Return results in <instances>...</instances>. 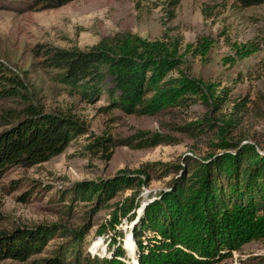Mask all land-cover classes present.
<instances>
[{
	"label": "rangeland",
	"instance_id": "obj_1",
	"mask_svg": "<svg viewBox=\"0 0 264 264\" xmlns=\"http://www.w3.org/2000/svg\"><path fill=\"white\" fill-rule=\"evenodd\" d=\"M28 1L0 0V69L19 79L24 92L23 98L0 95V134L13 123L9 117L13 113L6 112H21L28 103L43 114L73 116L86 132L51 160L11 167L0 177V233L54 227L40 252L24 261L3 259L0 264H45L42 260L62 254L68 263L74 251L81 258L89 255L99 261L113 256L117 247L124 252L119 260L138 264L132 232L144 208L168 189L176 176L171 173L174 165H182L185 156L202 159L214 151L211 145L219 143L214 127L223 115L228 116L235 101L245 99L247 107L229 135L243 140L241 144L264 148V5L240 9L232 0H179L178 4L177 0H75L59 8L31 11ZM127 32L151 42L164 36L177 38L185 72L228 93L223 108L216 113L194 105L153 117L109 110L105 94L87 102L79 89L62 84L55 72L43 68L35 54L38 45L83 51L102 38ZM203 38L212 43L206 56L196 52ZM251 42L259 50L239 59L234 45ZM111 87L112 78L106 75L103 89ZM205 115L214 130L191 137L176 128ZM137 132L169 139L141 150L119 147L110 160L89 149L96 138L118 141ZM138 169L146 170L149 178L141 177L143 184L131 201L125 199L131 187L109 201L85 202L75 195L84 181L136 176ZM115 218L119 224L111 228ZM215 264H264V240L249 243Z\"/></svg>",
	"mask_w": 264,
	"mask_h": 264
},
{
	"label": "trees",
	"instance_id": "obj_2",
	"mask_svg": "<svg viewBox=\"0 0 264 264\" xmlns=\"http://www.w3.org/2000/svg\"><path fill=\"white\" fill-rule=\"evenodd\" d=\"M73 1L29 0L27 6L31 11L49 10ZM232 1L240 9L264 5V0ZM203 15L208 17L206 9ZM211 48V41L199 39L196 52L206 56ZM233 50L239 59H244L259 49L251 42L234 45ZM35 54L43 68L55 72L62 84L79 89L87 102L105 94L109 110L128 115L153 117L194 105L218 113L228 100L225 89L191 78L185 72L182 43L171 36L151 42L127 32L102 38L83 51L38 45ZM106 75L112 78V87L103 89ZM21 89L23 84L19 79L7 76L0 69L1 96L23 98ZM246 107L245 99L235 101L228 116L223 115L214 127L219 139L218 144L211 145L214 151L202 159L185 156L182 165H174L171 173L176 176L168 189L144 208L132 232L138 264H215L249 243L264 240V148L260 150L253 143L241 144L243 140L229 135L240 124ZM6 113H13L9 116L13 123L0 134V177L11 167H33L51 160L86 132L83 123L75 117L43 114L29 103L21 112ZM212 125L205 115L199 121L176 128L197 137L214 130ZM168 139L137 132L118 141L96 138L89 149L93 153L101 152L105 160H110L114 149L119 147L141 150L165 144ZM134 173L137 175L84 181L76 187L75 195L85 202L109 201L131 187L130 195L125 198L131 201L143 184L141 177L149 178L146 170L138 169ZM114 220L111 228L119 224L118 219ZM53 230V226L41 225L0 233V260H26L40 252ZM73 234L76 236L78 232ZM73 253L68 263L63 254L59 255L61 258L42 261L45 264H130L118 259L124 256L121 247L114 250L113 256L99 261Z\"/></svg>",
	"mask_w": 264,
	"mask_h": 264
}]
</instances>
